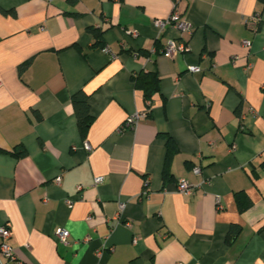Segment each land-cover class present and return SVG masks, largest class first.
Segmentation results:
<instances>
[{"label":"crops","instance_id":"crops-1","mask_svg":"<svg viewBox=\"0 0 264 264\" xmlns=\"http://www.w3.org/2000/svg\"><path fill=\"white\" fill-rule=\"evenodd\" d=\"M174 11L189 30L155 27ZM171 41L187 51L167 55ZM152 72L148 112L132 76ZM0 81V227L18 261L264 264V4L0 0ZM81 90L85 138L71 103ZM134 114L144 117L125 127ZM168 138L178 151L164 181ZM239 192L252 202L244 212Z\"/></svg>","mask_w":264,"mask_h":264},{"label":"trees","instance_id":"trees-1","mask_svg":"<svg viewBox=\"0 0 264 264\" xmlns=\"http://www.w3.org/2000/svg\"><path fill=\"white\" fill-rule=\"evenodd\" d=\"M258 1L261 4H264V0H258ZM90 32L93 34L96 40L95 46L96 45L100 46L102 44L101 37L103 32L97 29H90ZM132 54L135 57H138L139 55L145 53L134 52ZM132 79L133 82L135 83L136 88L143 93L144 99L147 101V110L149 112L153 95L160 92V79L157 73L152 72V73H140L137 75L135 74L132 76ZM71 103L74 108L79 132L81 134V137L85 138L92 122V117L89 112L88 95L84 93L82 90L78 91L72 96ZM177 151L178 149L174 141L171 138H168L166 142L167 154L165 161V169L163 172L164 181H168L172 177L169 170V166L173 156L177 153ZM12 155L19 158L25 156L26 153L20 146H17L12 152ZM261 166L263 167V164ZM235 202L239 212L246 211L252 205V202L249 199V197L245 193H240V192L235 194ZM239 229L240 227L238 226L231 227L227 239L228 242H230V240H232V238H234L239 233Z\"/></svg>","mask_w":264,"mask_h":264},{"label":"built area","instance_id":"built-area-1","mask_svg":"<svg viewBox=\"0 0 264 264\" xmlns=\"http://www.w3.org/2000/svg\"><path fill=\"white\" fill-rule=\"evenodd\" d=\"M153 23H154L155 27L159 30H163L168 25H173L180 30H189L186 23L181 20V17H180V14L178 13V11H174L173 14L166 20H155ZM244 44H246V41L244 42ZM186 51H187V47L184 43H176L174 41L169 42V44L164 49V53H166L167 55H169L171 57H173L177 53H184ZM188 71L190 73H196V72H199L200 69L198 67H195V66H190V67H188ZM0 85H1V81H0ZM143 117H144V114L131 115L127 118L124 125H125V127H128V128H134L136 126V124L138 123V121L140 119H142ZM86 147L88 150H90V147L88 145ZM194 173L199 174L200 170L195 169ZM59 182H60V178H57L56 183L59 184ZM102 182H103V179L101 177L96 178L94 181L95 185L101 184ZM78 190H79V192L82 191V187H78ZM177 190L180 193H186V194H191L193 192V189L188 184V182L185 180H181L178 183ZM66 204L70 207L73 205V201L66 200ZM124 207H125V205L123 203L119 204V213L124 210ZM127 226L130 227L131 225L127 224ZM53 235H54V237L58 243L65 245V246L70 245V233L66 229L57 227L54 230ZM10 237H11L10 229L6 226L0 227V239H1L0 257L7 259V260H10V261H13L14 264H23V262L18 261L16 259V257L14 256L13 249L9 245V242H8ZM134 242H136V239H134ZM99 254H100V252H99Z\"/></svg>","mask_w":264,"mask_h":264}]
</instances>
